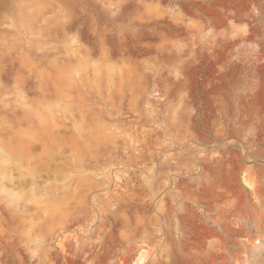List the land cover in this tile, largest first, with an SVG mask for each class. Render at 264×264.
Wrapping results in <instances>:
<instances>
[{
    "label": "rangeland",
    "instance_id": "rangeland-1",
    "mask_svg": "<svg viewBox=\"0 0 264 264\" xmlns=\"http://www.w3.org/2000/svg\"><path fill=\"white\" fill-rule=\"evenodd\" d=\"M257 231L264 0H0V264H264Z\"/></svg>",
    "mask_w": 264,
    "mask_h": 264
},
{
    "label": "bare ground",
    "instance_id": "bare-ground-1",
    "mask_svg": "<svg viewBox=\"0 0 264 264\" xmlns=\"http://www.w3.org/2000/svg\"><path fill=\"white\" fill-rule=\"evenodd\" d=\"M259 191H260V188L258 186H255L251 192L258 193ZM229 201H230V196H229V192L226 186L225 185L218 186L217 189L215 190L214 196L212 197L210 201V205H214L216 207L222 208L223 205L225 203H228ZM248 239L249 240L247 241V243L245 242L241 244H246L247 247L252 245L256 249H259L262 245H264V231L263 233L260 231H257L256 233H251Z\"/></svg>",
    "mask_w": 264,
    "mask_h": 264
}]
</instances>
